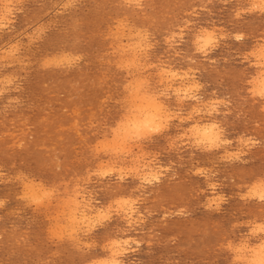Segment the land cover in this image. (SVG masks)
Listing matches in <instances>:
<instances>
[{
  "label": "rangeland",
  "instance_id": "rangeland-1",
  "mask_svg": "<svg viewBox=\"0 0 264 264\" xmlns=\"http://www.w3.org/2000/svg\"><path fill=\"white\" fill-rule=\"evenodd\" d=\"M7 1L0 0V264H101L110 258L113 242L123 239L118 264H255L264 250V232H258L264 225L259 186L264 182V98L256 94L264 73L259 0ZM173 87L185 92L174 95ZM149 96L166 105L161 125L144 131L149 135L130 132L127 121ZM204 124L214 126L216 142H204L194 132L195 125ZM77 207L91 217L80 219Z\"/></svg>",
  "mask_w": 264,
  "mask_h": 264
},
{
  "label": "bare ground",
  "instance_id": "bare-ground-1",
  "mask_svg": "<svg viewBox=\"0 0 264 264\" xmlns=\"http://www.w3.org/2000/svg\"><path fill=\"white\" fill-rule=\"evenodd\" d=\"M1 1H2V0H1ZM6 1H7V0H6ZM15 1H16V0H15ZM141 1H143V0H141ZM254 1H255V0H254ZM7 2H8V1H7ZM7 2H6V3H7ZM9 2H10V1H9ZM19 2H20V0H19ZM63 2H64V1H63ZM128 2H129V1H128ZM257 2H259V1H257ZM6 3H5V4H6ZM64 3H65V2H64ZM69 3H70V2H69ZM223 3H224V2H223ZM225 3H226V2H225ZM2 4H3V2H2ZM8 4H11V3H8ZM65 4H66V3H65ZM141 4H142V3H141ZM253 4H255V3H253ZM11 5H12V4H11ZM13 5H14V4H13ZM61 5H62V4H61ZM66 5H67V4H66ZM250 5H251V4H250ZM7 6H8V5H7ZM69 6H70V4H69ZM255 6H256V4H255ZM0 7H1V6H0ZM5 7H6V6H5ZM7 8H8V7H7ZM9 8H10V6H9ZM58 8H59V7H58ZM62 8H64V6H63ZM66 8H67V7H66ZM66 8H64V9H66ZM200 8H201V7H200ZM239 8H240V7H239ZM255 8H256V7H255ZM12 9H13V8H12ZM56 10H57V9H56ZM194 10H196V9H194ZM209 10H210V9H209ZM247 10H249V9H247ZM247 10H246V11H247ZM252 10H253V7H252ZM259 10H260V9H259ZM7 11H8V10H7ZM9 11H10V10H9ZM249 11H250V10H249ZM0 12H1V11H0ZM191 12H192V11H191ZM244 12H245V11H244ZM251 12H252V11H251ZM8 13H9V12H8ZM189 13H190V12H189ZM189 13H188V14H189ZM1 14H2V13H1ZM3 14H4V13H3ZM53 14H55V13H53ZM211 14H212V13H211ZM238 15H239V14H238ZM2 16H4V15H2ZM5 16H6V15H5ZM7 16H8V15H7ZM194 16H195V15H194ZM198 16H200V15H198ZM240 16H241V15H240ZM241 17H242V16H241ZM3 18H4V17H3ZM5 18H6V17H5ZM1 19H2V18H1ZM11 20H12V19H11ZM0 21H1V20H0ZM2 21H3V20H2ZM2 21H1V22H2ZM3 22H4V21H3ZM8 22H9V21H8ZM11 22H12V21H11ZM14 22H15V21H14ZM189 22H190V21H189ZM187 23H188V22H187ZM208 23H209V22H208ZM120 24H121V23H120ZM1 25H3V24H1ZM38 25H39V24H38ZM121 25H122V24H121ZM128 25H129V24H128ZM191 25H192V24H191ZM6 26H8V25H6ZM6 26H5V28H6ZM41 26H42V25H41ZM1 27H2V26H1ZM3 27H4V25H3ZM40 28H41V27H40ZM118 28H120V26H118ZM122 28H123V26H122ZM183 28H184V27H183ZM201 28H202V27H201ZM218 28H219V27H218ZM127 29H128V28H127ZM179 29H181V28H179ZM187 29H188V28H187ZM216 29H217V28H216ZM216 29H215V30H216ZM222 29H223V28H222ZM38 30H39V29H38ZM40 30H41V29H40ZM125 30H126V29H125ZM125 30H124V31H125ZM225 30H226V29H225ZM117 31H118V30H117ZM129 31H130V30H129ZM181 31H182V29H181ZM198 31H200V30H198ZM211 31H212V30H210V31H208V32H211ZM213 31H214V30H213ZM27 32H28V31H27ZM33 32H34V31H33ZM40 32H41V31H40ZM42 32H43V31H42ZM120 32H121V31H120ZM138 32H139V31H138ZM35 33H36V32H35ZM43 33H44V32H43ZM117 33H118V32H117ZM124 33H125V32H124ZM131 33H132V32H131ZM139 33H140V32H139ZM139 33H138V34H139ZM212 33H213V32H212ZM212 33H211V34H212ZM260 33H262V32H260ZM26 34H27V33H26ZM33 34H34V33H33ZM115 34H116V33H115ZM115 34H114V35H115ZM147 34H148V33H147ZM176 34H177V33H176ZM176 34H175V35H176ZM178 34H179V33H178ZM183 34H184V33H183ZM213 34H214V33H213ZM213 34H212V35H213ZM215 34H216V33H215ZM40 35H41V34H40ZM125 35H126V34H125ZM208 35H210V34H208ZM212 35H211V36H212ZM226 35H227V34H226ZM21 36H22V35H21ZM29 36H30V35H29ZM38 36H39V35H38ZM172 36H173V35H172ZM178 36H179V35H178ZM205 36H207V35H206V33L204 32V34H202V37L205 38ZM237 36H238V35H237ZM33 37H34V36H33ZM136 37H137V36H136ZM136 37H135V38H136ZM139 37H141V36H139ZM176 37H177V36H176ZM197 37H198V34H197ZM199 37H200V36H199ZM207 37H208V36H207ZM213 37H214V36H213ZM235 37H236V36H235ZM239 37H241V36H239ZM247 37H248V36H247ZM145 38H148V37L145 36ZM174 38H175V37H174ZM180 38H181V37H180ZM208 38H209V37H208ZM220 38H221V36H220ZM236 38H237V37H236ZM241 38H242V37H241ZM241 38H238V39H241ZM31 39H32V38H31ZM35 39H36V38H35ZM107 39H108V38H107ZM117 39H118V38H117ZM126 39H127V38H126ZM143 39H144V38H143ZM196 39H197V38H196ZM201 39H203V38H201ZM206 39H207V38H205V40H206ZM210 39H211V38H210ZM216 39H217V37H216ZM224 39L226 40V38H224ZM144 40H145V39H144ZM146 40H147V39H146ZM169 40H170V39H169ZM198 40H199V38H198ZM205 40H204V41H205ZM208 40H209V39H208ZM213 40H214V39H213ZM213 40H212V41H213ZM221 40H222V39H221ZM235 40H236V39H235ZM33 41H34V40H33ZM140 41H141V40H140ZM142 41H143V40H142ZM142 41H141V43H142ZM148 41H149V40H148ZM172 41H173V40H172ZM181 41H182V40H181ZM200 41H202V40H199V42H200ZM210 41H211V40H210ZM212 41H211V42H212ZM135 42H136V41H135ZM157 42H158V41H157ZM168 42H169V41H168ZM168 42H167V43H168ZM195 42H196V40H195ZM197 42H198V41H197ZM205 42L208 43L209 41H205ZM211 42H209V43H211ZM215 42H216V41H215ZM263 42H264V40H263ZM11 43H12V42H11ZM132 43H133V42H132ZM136 43H137V42H136ZM139 43H140V42H139ZM126 44H127V43H126ZM126 44H125V45H126ZM192 44H193V43H192ZM195 44H196V43H195ZM203 44H204V43H203ZM203 44H202V45H203ZM11 45H12V44H11ZM15 45H16V44H15ZM15 45H14V46H15ZM120 45H123V44H120ZM133 45H134V44H133ZM142 45H143V43H142ZM149 45H150V44H149ZM152 45H154V44H152ZM166 45H167V44H166ZM197 45H198V44H197ZM200 45H201V43H200ZM205 45H206V44H205ZM211 45H212V44H211ZM255 45H256V44H255ZM263 45H264V44H263ZM7 46H8V45H7ZM126 46H128V45H126ZM146 46H147V45H146ZM146 46H145V47H146ZM207 46H209V45H207ZM216 46H217V45H216ZM258 46H259V45H258ZM258 46H257V48H258ZM260 46H261V45H260ZM128 47H130V46H128ZM131 47H132V44H131ZM133 47H134V46H133ZM137 47H138V45H137ZM137 47H136V48H137ZM141 47H142V46H141ZM148 47H149V46H148ZM210 47H211V46H210ZM213 47H214V46H213ZM24 48H25V47H24ZM119 48H120V47H119ZM151 48H153V47H151ZM151 48H150V49H151ZM170 48H172V47H170ZM205 48H206V47H205ZM215 48H216V47H215ZM261 48H262V47H261ZM17 49H18V48H17ZM122 49H123V47H122ZM124 49H125V47H124ZM124 49H123V50H124ZM139 49H140V48H139ZM142 49H143V48H142ZM147 49H148V48H147ZM150 49H149V50H150ZM198 49H199V48H198ZM212 49H213V48H212ZM1 50H2V49H1ZM9 50H10V49H9ZM14 50H16V49L14 48ZM125 50H126V49H125ZM129 50H130V48H129ZM254 50H257V49H254ZM260 50H261V49H260ZM3 51H4V50H3ZM3 51H2V52H3ZM5 51H6V50H5ZM5 51H4V52H5ZM18 51H19V50H18ZM126 51H127V50H126ZM203 51H204V49H203ZM14 52H16V51H14ZM14 52L11 53V54H12V55L15 54ZM19 52H20V51H19ZM128 52H129V51H128ZM134 52H135V50H134ZM146 52H147V51L145 50V54H146ZM198 52H201V51H198ZM210 52H211V51H210ZM257 52H258V50H257ZM6 53H7V52H6ZM113 53H114V52H113ZM124 53H125V55H126V52H124ZM143 53H144V51H143ZM208 53H209V52H208ZM258 53H259V52H258ZM3 54H4V53H3ZM9 54H10V53H9ZM9 54H6V55L8 56ZM67 54H68V53H67ZM134 54H135V53H134ZM206 54H207V52H206ZM246 54H247V53H246ZM261 54H262V52H261ZM12 55H11L10 57H12ZM121 55H124V54H121ZM127 55H128V54H127ZM138 55H139V54H138ZM140 55H142V54H140ZM177 55H178V54H177ZM248 55H249V54H248ZM259 55H260V54H259ZM65 56H66V55H65ZM135 56H136V55H135ZM147 56H148V54H147ZM77 57H78V56H77ZM80 57H81V56H80ZM141 57H143V56H141ZM245 57H246V56H245ZM247 57H248V56H247ZM250 57H251V56H250ZM253 57H256V56L253 55ZM261 58H262V57H261ZM3 59H4V57H3ZM6 59H8V58H6ZM9 59H10V58H9ZM15 59H16V58H15ZM17 59H18V58H17ZM19 59H20V58H19ZM64 59H66V58H64ZM79 59H80V58H79ZM123 59H124V58H123ZM135 59H136V58H135ZM143 59H144V58H143ZM143 59H142V60H143ZM147 59H148V58H147ZM257 59H258V58H257ZM257 59H256V60H257ZM259 59H260V58H259ZM263 59H264V58H263ZM56 60H57V59H56ZM62 60H63V59H61L59 62H61ZM67 60H68V59H67ZM67 60H66V61H67ZM72 60H73V59H72ZM130 60H131V59H130ZM130 60L127 59V61H130ZM133 60H134V59H133ZM133 60H132V61H133ZM136 60H137V59H136ZM166 60H167V59H166ZM246 60H247V58H246ZM254 60H255V59H254ZM12 61H13V59H12ZM48 61H49V60H48ZM73 61H74V60H73ZM122 61H124V60H122ZM145 61H146V60H145ZM248 61H249V59H248ZM75 62H76V61H75ZM75 62H73V63H75ZM109 62H110V61H109ZM139 62H141V61H139ZM20 63H21V62H20ZM52 63H53V62H52ZM61 63H62V62H61ZM68 63H69V62H68ZM70 63H71V62H70ZM78 63H79V62H78ZM145 63H146V62H145ZM145 63H144V64H145ZM150 63H151V62H150ZM257 63H258V62H257ZM262 63H263V62H262ZM27 64H28V63H27ZM27 64H26V65H27ZM55 64H56V63H55ZM57 64H59V63H57ZM62 64H63V63H62ZM110 64H111V63H110ZM123 64H124V63H123ZM123 64H122V65H123ZM126 64H128V63L126 62ZM153 64H154V63H153ZM255 64H256V63H255ZM258 64H259V63H258ZM260 64H261V61H260ZM260 64H259V65H260ZM49 65H50V64H49ZM67 65H68V64H67ZM133 65H134V64H133ZM146 65H147V64H146ZM12 66H13V65H12ZM70 66H71V65H70ZM130 66H131V65H130ZM136 66H137V65H136ZM168 66H169V65H168ZM260 66L262 67V65H260ZM4 67H5V66H4ZM68 67H69V66H68ZM120 67L122 68V66H120ZM123 67H124V66H123ZM142 67H143V65H142ZM144 67H145V66H144ZM147 67H148V66H147ZM166 67H167V66H166ZM170 67H171V66H170ZM132 68H133V67H132ZM138 68H140V66H139ZM150 68H151V67H150ZM159 68H160V67H159ZM122 69L125 70V68H122ZM130 69H131V68H130ZM141 69H144V68H141ZM151 69H152V68H151ZM157 69H158V68H157ZM161 69H162V67H161ZM131 70H132V69H131ZM133 70H135V69L133 68ZM171 70H172V69H171ZM126 71H127V70H126ZM128 71H129V69H128ZM128 71H127V72H128ZM136 71H138V70H136ZM139 71H143V70H139ZM159 71H160V70H159ZM164 71H165V70H164ZM166 71H167V70H166ZM175 71H176V70H175ZM186 71H187V70H186ZM181 72H182V71H181ZM133 73H134V72H133ZM141 73H142V72H141ZM159 73H160V72H159ZM168 73H171V72H168ZM183 73H184V72H183ZM191 73H192V72H191ZM194 73H195V72H194ZM262 73H263V72H262ZM130 74H131V73H130ZM136 74H137V73H136ZM136 74H135V75H136ZM155 74H156V73H155ZM164 74H165V73H164ZM173 74H174V73H172L171 75H173ZM178 74H179V73H178ZM178 74H177V75H178ZM258 74H259V73H258ZM133 75H134V74H133ZM135 75H134V76H135ZM150 75H151V72H150ZM166 75H170V74H166ZM177 75H176V76H177ZM260 75H261V74H260ZM128 76H129V75H128ZM147 76H148V75H147ZM158 76H159V75H158ZM180 76H181V74H180ZM180 76H179V77H180ZM195 76H196V75H195ZM7 77H8V76H7ZM17 77H18V76H17ZM154 77H155V76H154ZM164 77H165V75L163 76V78H164ZM173 77H174V75H173ZM179 77H178V79H179ZM190 77H192V76H190ZM256 77H257V76H256ZM8 78H9V77H8ZM141 78H142V77H141ZM161 78H162V77H160V79H161ZM170 78H171V76H170ZM174 78H175V77H174ZM182 78H183V77H182ZM184 78H185V77H184ZM186 78H188V77H186ZM3 79H4V78H3ZM3 79H2V80H3ZM5 79H6V78H5ZM5 79H4V80H5ZM15 79H16V78H15ZM133 79H134V78H133ZM135 79H136V77H135ZM145 79H146V78H145ZM176 79H177V78H176ZM193 79H194V78H192V80H193ZM0 80H1V79H0ZM143 80H144V78H143ZM143 80H141V81L143 82ZM164 80H165V79H164ZM169 80H170V79H169ZM169 80H167V81H169ZM171 80H172V79H171ZM256 80H257V79H256ZM5 81H6V80H5ZM7 81H8V80H7ZM7 81H6V82H7ZM12 81H13V80H12ZM15 81H16V80H15ZM128 81H129V80H128ZM135 81H136V80H135ZM157 81H158V80H156V82H157ZM174 81H176V80H174ZM174 81H173V82H174ZM251 81H253V80H251ZM254 81H255V80H254ZM13 82H14V81H13ZM147 82H148V81H147ZM160 82H161V81H160ZM169 82H170V81H169ZM169 82H168V83H169ZM184 82H185V81H184ZM190 82H191V81H190ZM196 82H197V81H196ZM129 83H132V82H129ZM129 83H128L127 85H129ZM138 83H139V82H138ZM138 83H136V84H138ZM148 83H149V82H148ZM148 83H146V85H147ZM178 83H179V82H178ZM181 83H182V82H181ZM188 83H189V82H188ZM193 83H194V82H193ZM248 83H249V82H248ZM3 84H4V83H3ZM7 84H8V83H7ZM13 84H14V83H13ZM140 84H141V83H140ZM142 84H143V83H142ZM160 84H161V83H160ZM171 84H172V83H171ZM252 84H253V83H252ZM252 84H251V85H252ZM258 84H259V83H258ZM131 85L133 86L134 84H131ZM164 85H165V84H164ZM166 85H167V84H166ZM180 85H181V84H180ZM191 85H192V82H191ZM256 85H257V83H256ZM9 86H10V85H9ZM136 86H138V85H136ZM140 86H141V85H139L138 88H140ZM149 86H150V85H149ZM149 86H148V87H149ZM170 86H171V85H170ZM186 86H187V85H186ZM252 86H253V85H252ZM257 86H258V85H257ZM259 86H260V85H259ZM3 87H4V86H3ZM146 87H147V86H146ZM164 87H165V86H164ZM191 87H194V90H195V86H191ZM191 87H188V89L191 88ZM196 87H197V84H196ZM126 88H127V87H126ZM132 88H134V86H133ZM136 88H137V87H136ZM138 88H137V89H138ZM142 88H143V87H142ZM142 88H140V89H142ZM150 88H151V87H150ZM165 88H166V87H165ZM165 88H164V90H165ZM167 88H168V87H167ZM167 88H166V89H167ZM171 88H172V87H171ZM173 88H174V87H173ZM176 88H177V87H176ZM198 88H199V87H198ZM9 89H10V88H9ZM9 89H8V90H9ZM127 89H129V88H127ZM143 89H144V88H143ZM174 89H175V88H174ZM188 89H187V90H188ZM200 89H201V88H200ZM256 89H257V88H256ZM2 90H3V89H2ZM132 90H134V89H132ZM145 90H146V89H145ZM147 90H148V89H147ZM194 90H193V91H194ZM204 90H205V89H204ZM250 90H251V89H249V91H250ZM17 91H18V90H17ZM141 91H142V90H141ZM168 91H170V89H168ZM182 91L185 92V90H183V89H181L180 87H178L177 89L174 90V92H173L172 94H174V93L176 94V93H178V92H182ZM196 91H197V90H196ZM247 91H248V90H247ZM253 91H255V89H253ZM256 91H258V90H256ZM1 92H3V91H1ZM4 92H5V91H4ZM126 92H127V91H126ZM142 92H143V91H142ZM155 92H157V91H155ZM161 92H162V91H161ZM194 92H195V91H194ZM251 92H252V90H251ZM134 93H135V91H134ZM137 93H138V91H137ZM164 93H165V92H164ZM166 93H167V91H166ZM189 93H191V91H190ZM198 93H199V92H198ZM254 93H255V92H254ZM130 94H131V93H130ZM150 94H151V93H150ZM153 94H154V92H153ZM175 94H174V95H175ZM185 94H187V93H185ZM185 94H184V95H185ZM2 95H3V93H2ZM144 95H145V94H144ZM146 95H147V94H146ZM148 95H149V94H148ZM151 95H152V94H151ZM155 95H156V94H155ZM155 95H154V96H155ZM157 95H158V94H157ZM161 95H163V94H161ZM161 95H159V96L161 97ZM177 95H178V94H177ZM187 95H188V94H187ZM193 95H194V94H193ZM252 95H254V94H252ZM135 96H136V95H135ZM135 96H134V97H135ZM138 96H139V95H138ZM138 96H137V97H138ZM189 96H190V95H189ZM257 96H258V95H257ZM139 97H143V96H139ZM145 97H146V96H145ZM162 97H163V96H162ZM168 97H169V96H168ZM179 97H180V96H179ZM128 98H129V97H128ZM131 98H132V97H131ZM177 98H178V97H177ZM263 98H264V97H263ZM134 99H135V98H134ZM136 99L139 100V98H136ZM142 99H143V98H142ZM180 99H181V98H180ZM183 99H184V98H183ZM194 99H195V98H194ZM140 100H141V99H140ZM187 100H188V99H187ZM192 100H193V99H192ZM221 100H222V99H221ZM13 101H14V99H13ZM16 101H17V100H16ZM16 101H15V102H16ZM104 101H105V100H104ZM134 101H136V100H134ZM160 101H161V100H160ZM200 101H201V100H200ZM208 101H209V100H208ZM218 101H219V100H218ZM223 101H224V100H223ZM142 102H143V104H141L140 107H136V109H137V111L135 110V111H136V114H135L134 116H132L131 119L129 118V121H127V122H129V123H127V124H128V125H127L128 128H126V129H127V130L129 129L130 132H135V133H137V134L140 133V132H143V133H144V131H147V130L151 131L152 129L157 128L158 124H160V121L162 120V117L164 116V115L162 116V114H164V112H165V111L162 110V106H163V105H161L162 103L160 104L159 102H157V101H156V98H154V99H150V96H149V99H148V100H146L145 102L142 100ZM162 102H163V101H162ZM180 102H181V101H180ZM209 102H211V101H209ZM215 102H217V101L215 100ZM221 103H222V102H221ZM229 103H230V102H229ZM133 104H134V103H133ZM136 104H137V103H136ZM182 104H183V103H182ZM253 104H254V103H253ZM134 105H135V104H134ZM137 105H138V104H137ZM139 105H140V104H139ZM139 105H138V106H139ZM164 105H165V104H164ZM197 105H198V104H197ZM218 105H219V103H218ZM224 105H225V104H224ZM165 106H166V105H165ZM165 106H163V107H165ZM205 106H206V105H205ZM134 107H135V106H134ZM193 107H194V106H193ZM209 107H210V106H209ZM166 108H167V107H166ZM216 108H217V107H216ZM163 109H164V108H163ZM168 109H169V108H168ZM168 109H167V110H168ZM209 109H210V108H209ZM263 109H264V108H263ZM196 110H197V109H196ZM196 110H195L194 112H198V111H196ZM200 110H201V108H200ZM211 110H212V109H211ZM128 111H129V110H128ZM128 111H127V112H128ZM132 111H133V110H132ZM169 111H170V110H169ZM166 112H168V111H166ZM191 112H192V111H191ZM205 112H206V111H205ZM207 112H208V111H207ZM128 113H129V112H128ZM170 113H171V112H170ZM170 113H169V114H170ZM176 113H177V111H176ZM179 113H180V112H179ZM203 113H204V111H203ZM214 113H215V112H214ZM219 113H220V112H219ZM223 113H224V112H223ZM226 113H227V112H226ZM173 114H174V112H173ZM180 114H181V113H180ZM193 114H194V113H193ZM166 115H167V114H166ZM174 115H176V114H174ZM212 115H213V114H212ZM123 116H124V115H123ZM167 116H168V115H167ZM170 116H172V115H170ZM170 116H169V117H170ZM177 116H178V115H177ZM204 116H205V115H204ZM182 117H183V116H182ZM125 118H126V117H125ZM167 118H168V117H167ZM167 118L164 119L165 122L169 120V118H168V120H167ZM189 118H190V117H189ZM191 118H192V117H191ZM171 119H172V118H171ZM171 119H170V121H171ZM174 119H175V118H174ZM186 119H187V118H186ZM189 120H190V119H189ZM184 121H185V120H184ZM195 121H196V120H195ZM162 122H163V121H162ZM162 122H161V123H162ZM179 122H180V121H179ZM201 122H202V121H201ZM123 123H124V122H123ZM118 124H121V123H118ZM124 124H125V123H124ZM165 124H166V123H165ZM195 124H196V122H195ZM211 124H212V123H211ZM125 125H126V124H125ZM125 125H124V126H125ZM160 125H161V124H160ZM160 125H159V129H160V127H161ZM167 125H168V122H167ZM171 125H172V124H171ZM178 125H179V124H178ZM257 125H258V124H257ZM119 126H120V125H119ZM216 126H217V125H216ZM258 126H259V125H258ZM164 127H165V126L162 125V128H164ZM190 127H191V126H190ZM194 127H195V128L193 129L194 132L197 134V136L200 135L201 138H202L203 140H205L204 142H207V143H214V141L218 138L217 133L213 130V129H214V128H213L214 126L211 127V125H206V124H204V125H195ZM123 128H124V127H123ZM123 128H122V129H123ZM165 128H166V127H165ZM176 128H177V127H176ZM116 129H117V128H116ZM119 129H120V128H119ZM126 129H125V132H126ZM159 129H156V130L159 131ZM166 129H167V128H166ZM180 129H181V128H180ZM188 129H190V128H188ZM113 130H114V129H113ZM162 130H163V129H162ZM219 130H220V128H219ZM76 131H77V129H76ZM116 131H117V130H116ZM116 131H115V132H116ZM118 131H119V130H118ZM158 131H157V132H158ZM78 132H79V131H78ZM113 132H114V131H113ZM115 132H114V133H115ZM119 132H121V131H119ZM130 132H128V133L130 134ZM155 132H156V131H155ZM194 132H193V134H194ZM217 132H218V131H217ZM220 132H221V131H220ZM121 133H122V132H121ZM123 133H124V132H123ZM128 133H127V134H128ZM143 133H141V134H143ZM147 133H148V132H147ZM147 133L145 132L144 134H147ZM152 133L154 134V132H152ZM189 133H191V132H189ZM7 134H8V133H7ZM7 134H6V135H7ZM119 134H120V133H119ZM133 134H134V133H133ZM137 134H135V135H137ZM141 134H140V135H141ZM149 134H150V132L148 133V135H149ZM115 135H116V134H115ZM123 135H124V134H123ZM125 135H126V134H125ZM148 135H147V136H148ZM155 135H156V134H155ZM79 136H80V135H79ZM138 136H139V135H137V137H138ZM178 136H179V135H178ZM178 136H177V137H178ZM181 136H182V134H181ZM220 136H222V135H220ZM115 137H116V136H115ZM117 137H119V136H117ZM121 137H122V136H121ZM126 137H127V135H126ZM141 137H144V138H145L146 136H145V135H144V136L142 135ZM183 137H184V136H183ZM189 137H190V136H189ZM198 137H199V136H198ZM127 138H128V137H127ZM127 138H126V139H127ZM139 138H140V136H139ZM139 138H138V139H139ZM146 138H147V137H146ZM190 138H191V137H190ZM193 138H194V135H193ZM220 138H221V137H220ZM81 139H82V138H81ZM112 139H113V138H112ZM112 139H111V140H112ZM117 139H118V138H117ZM119 139H122V138H119ZM126 139H125V137H124V140H126ZM128 139H129V138H128ZM140 139H141V138H140ZM187 139H188V138H187ZM195 139H197V138H195ZM242 139H243V138H242ZM255 139H256V138H255ZM104 140H105V139H104ZM104 140L102 141V143L104 142ZM111 140H109V142H111ZM130 140L132 141L131 138H130ZM146 140H147V139H146ZM176 140H177V139H176ZM238 140H239V139H238ZM240 140H241V139H240ZM112 141H114V140H112ZM117 141H118V140H117ZM133 141L135 142V140H133ZM133 141H132V142H133ZM229 141H230V140H229ZM232 141H233V140H232ZM114 142H115V141H114ZM114 142H112V143H114ZM121 142H123V141H121ZM142 142H143V141H142ZM173 142H174V141H173ZM173 142H172V143H173ZM200 142H202V141L200 140L199 143H200ZM215 142H216V141H215ZM248 142H249V141H248ZM253 142H254V141H253ZM116 143H117V142H116ZM118 143H119V142H118ZM126 143H127V142H126ZM128 143H129V142H128ZM174 143H175V142H174ZM186 143H187V142H186ZM192 143H194V142H192ZM197 143H198V141L196 142V144H197ZM207 143H205V144H207ZM222 143H223V142H222ZM226 143H228V141H226ZM226 143H225V144H226ZM230 143H231V142H230ZM255 143H256V142H255ZM100 144H101V142H100ZM109 144H110V143H109ZM121 144H122V143H121ZM123 144H124V143H123ZM129 144H130V143H129ZM223 144H224V143H223ZM13 145H14V144H13ZM21 145H22V144H21ZM21 145H20V146H21ZM118 145L120 146V143H119ZM133 145H134V144H133ZM139 145H140V144H139ZM142 145H143V144H142ZM142 145H141V146H142ZM184 145H186V144H184ZM200 145H201V144H200ZM99 146H102V145H99ZM106 146H108V145L106 144ZM106 146L103 145V147H106ZM109 146H111V144H110ZM109 146L106 148L107 150H108ZM112 146H114V144H113ZM116 146H117V144H116ZM119 146H117V147H119ZM130 146H131V145H130ZM130 146H129V147H130ZM136 146L138 147V145H136ZM201 146H203V145H201ZM206 146H207V145H206ZM211 146H212V145H211ZM214 146H215V145H214ZM245 146H248V145H245ZM252 146H254V145H252ZM114 147H115V146H114ZM216 147H217V146H216ZM227 147H228V146H227ZM96 148H97V145H96ZM122 148H123V147H121L120 149H122ZM124 148H125V146H124ZM131 148H132V146H131ZM191 148H192V147H191ZM205 148H206V147H205ZM240 148H241V147H240ZM247 148H248V147H247ZM103 149H104V148H101L102 152H103ZM112 149H113V148H112ZM112 149H111V150H112ZM125 149H126V148H125ZM125 149H124V150H125ZM202 149H203V148H202ZM214 149H215V148H214ZM220 149H221V148H220ZM113 150H114V149H113ZM116 150H117V148H116ZM116 150H115L113 153H118V152H116ZM126 150H128V149H126ZM131 150H132V149H130V150H128V151H131ZM133 150H134V149H133ZM142 150H143V149H142ZM191 150H192V149H191ZM242 150H243V149H242ZM97 151H98V150H97ZM97 151H96V152H97ZM104 151H105V149H104ZM203 151H204V150H203ZM237 151H238V150H237ZM123 152H125V151H123ZM145 152H147V151H145ZM230 152H231V151H230ZM130 153H131V152H129V154H130ZM134 153H135V152H134ZM237 153H238V152H237ZM239 153H240V152H239ZM239 153H238V154H239ZM244 153H245V152H244ZM97 154H98V153H97ZM107 154H108V153H107ZM127 154H128V153H127ZM127 154H126V155H127ZM131 154H132V153H131ZM136 154H137V153H136ZM145 154H146V153H145ZM158 154H160V153H158ZM117 155H118V154H117ZM121 155H123L122 152H121ZM140 155L143 156L142 153H141ZM147 155H148V153H147ZM149 155H150V154H149ZM149 155L147 156L148 158H149ZM226 155H227V154H226ZM229 155H230V154H228V156H229ZM118 156H119V155H118ZM124 156H125V155H124ZM133 156H134V155H133ZM153 156H154V155H153ZM233 156H234V155H233ZM241 156H242V154H241ZM120 157H121V156H120ZM137 157H138V156H137ZM145 157H146V155H145ZM147 157H146V158H147ZM229 158H231V157H229ZM125 159L127 160V158H125ZM137 159H139V158H137ZM137 159H136V161H137ZM221 159H222V158H221ZM115 160H116V159H115ZM121 160H123V159L121 158ZM133 160H134V159H133ZM139 160H140V159H139ZM141 160H142V159H141ZM143 160H144V158H143ZM153 160H154V158H153ZM153 160H151V161H153ZM155 160H156V159H155ZM223 160H224V159H223ZM235 160H236V159H235ZM239 160H240V159H239ZM246 160H247V159H246ZM107 161H108V160H107ZM107 161H106V162H107ZM111 161H113V160L111 159ZM225 161H226V158H225ZM227 161H228V160H227ZM130 162H131V160H130ZM144 162H145V160H144ZM146 162H147V160H146ZM146 162H145V163H146ZM149 162H150V161H148V164H149ZM99 163H100V162H99ZM108 163H109V162H108ZM122 163H123V162H122ZM138 163H139V162H138ZM152 163H153V162H152ZM160 163H161V162H160ZM102 164H103V163H101V165H102ZM106 164H107V163H106ZM111 164H112V163H111ZM115 164H116V162H115ZM115 164H114V165H115ZM154 164H155V163H154ZM108 165H109V164H108ZM138 165H139V164H138ZM143 165H144V164H143ZM174 165H175V164H174ZM102 166H103V165H102ZM105 166H107V165H105ZM118 166H120V165H118ZM126 166H127V165H126ZM130 166H131V163H130ZM147 166H148V165H147ZM179 166H180V165H179ZM103 167H104V166H103ZM110 167H111V166H110ZM113 167H115V166H113ZM121 167H122V166H121ZM157 167H158V166H157ZM116 168H117V167H116ZM116 168H115V169H116ZM138 168H139V167H138ZM148 168H149V167H148ZM58 169H59V167H58ZM106 169H107V167H106ZM106 169H104V170H106ZM113 169H114V168H113ZM113 169H112V170H113ZM135 169H136V168H135ZM143 169H145V166H144ZM143 169H141V171H142ZM152 169H153V168H152ZM159 169H160V168H159ZM167 169H168V168H167ZM89 170H90V169H89ZM97 170H98V169H97ZM104 170H103V171H104ZM109 170H110V169H109ZM112 170H110V171L112 172ZM121 170H122V169H121ZM128 170H131V172H134V169H128ZM132 170H133V171H132ZM138 170H139V169H138ZM147 170H148V169H147ZM149 170H150V169H149ZM197 170H198V169H197ZM106 171H108V170H106ZM110 171H108V172H110ZM115 171H116V170H115ZM122 171H123V170H122ZM143 171H144V170H143ZM150 171H151V170H150ZM155 171H156V170H155ZM205 171H206V170H205ZM211 171H212V170H211ZM98 172H99V171H98ZM98 172H97V173H98ZM118 172H119V171H118ZM123 172H124V171H123ZM127 172H129V171H127ZM144 172H145V171H144ZM200 172H201V170L199 171V174H200ZM87 173H88V172H87ZM94 173H95V171H94ZM97 173H96V174H97ZM100 173H101V172H100ZM104 173H105V172H104ZM135 173H136V172H135ZM152 173H153V171H152ZM202 173H203V170H202ZM105 174H107V173H105ZM108 174H109V173H108ZM113 174H114V173H113ZM130 174H131V173H130ZM154 174H156V173L154 172ZM193 174H194V173H193ZM197 174H198V173H197ZM209 174H210V173H209ZM25 175H26V174H25ZM89 175H90V174H89ZM94 175H95V174H94ZM101 175H102V174H101ZM126 175H128V174L126 173ZM141 175H142V174H141ZM163 175H164V174H163ZM163 175H162V176H163ZM195 175H196V174H195ZM102 176H103V175H102ZM108 176H109V175H108ZM113 176H114V175H113ZM130 176H131V175H130ZM158 176H159V175H158ZM160 176H161V175H160ZM207 176H209V175L207 174ZM18 177H19V176H18ZM23 177H24V176H23ZM26 177H27V176H26ZM100 177H101V176H100ZM103 177H104V176H103ZM111 177H112V176H111ZM132 177H133V176H132ZM146 177H147V176H146ZM78 178H79V177H78ZM105 178H106V177H105ZM126 178H127V176H126ZM134 178H135V177H134ZM139 178H140V177H139ZM143 178H144V175H143ZM153 178H154V177H153ZM17 179H18V178H17ZM19 179H20V178H19ZM19 179H18V180H19ZM88 179H89V177H88ZM120 179H121V178H120ZM141 179H142V178H141ZM141 179H140V180H141ZM208 179H209V178H208ZM151 180H152V179H151ZM155 180L157 181V179H155ZM209 180H210V179H209ZM2 181H4V180H2ZM11 181H12V180H11ZM15 181H16V180H15ZM80 181H81V180H80ZM88 181H89V180H88ZM121 181H122V180H121ZM144 181H145V180H144ZM233 181H234V180H233ZM262 181H263V180H262ZM23 182H24V179H23ZM89 182H90V181H89ZM95 182H96V181H95ZM147 182H148V180H147ZM147 182H146V183H147ZM149 182H151V181H149ZM158 182H159V181H158ZM0 183H2V182H0ZM33 183H34V181L32 182V184H33ZM40 183H41V182H40ZM144 183H145V182H144ZM213 183H214V182H213ZM26 184H27V183H26ZM26 184H25V185H26ZM32 184H31V186H32ZM41 184H42V183H41ZM76 184H77V183H76ZM150 184H151V183H150ZM254 184H255V183H254ZM259 184H260V183H259ZM25 185H24V186H25ZM28 185H29V184H27V186H28ZM212 185H213V184H212ZM33 186H35V185H33ZM33 186H32V187H33ZM40 186H41V185H40ZM42 186H43V185H42ZM57 186H58V185H57ZM79 186H80V185H79ZM208 186H209V185H208ZM248 186H249V184H248ZM255 186H256V185H255ZM259 186H261V185H259ZM28 187H29V186H28ZM32 187H31V188H32ZM37 187H38V185H37ZM76 187H78V186H76ZM138 187H139V186H138ZM142 187H143V186H142ZM211 187H212V186H211ZM217 187H218V186H217ZM240 187H241V186H240ZM256 187H257V186H256ZM24 188H26V187H24ZM38 188H39V190H41L40 187H38ZM42 188H43V187H42ZM45 188H46V186H45ZM78 188H79V187H78ZM78 188H77V189H78ZM145 188H146V187H145ZM213 188H214V186H213ZM215 188H216V187H215ZM251 188H253V187H251ZM257 188H258V187H257ZM259 188H260V187H259ZM35 189H37V188H35ZM49 189H50V188H49ZM74 189H75V188H74ZM208 189H209V188H208ZM210 189H211V188H210ZM260 189H261V188H260ZM29 190H31V189H29ZM29 190H28V191H29ZM53 190H54V189H53ZM58 190H59V189H58ZM58 190H57V191H58ZM143 190H144V189H143ZM250 190H252V189H250ZM263 190H264V188H263ZM263 190H262V191H263ZM26 191H27V189H26ZM31 191H32V190H31ZM37 191H38V190H37ZM37 191H36V192H37ZM44 191H45V189H44ZM55 191H56V190H55ZM74 191H76V190H74ZM82 191H84V190H82ZM203 191H204V190H203ZM253 191H254V190H253ZM260 191H261V190H260ZM22 192H23V191H22ZM50 192H51V191H50ZM201 192H202V191H201ZM250 192H251V191H250ZM25 193H27V192H25ZM29 193H30V192H28V194H29ZM31 193H32V192H31ZM31 193H30V195H31ZM34 193H35V192H34ZM37 193H39V192H37ZM40 193H41V192H40ZM44 193H45V192H44ZM44 193H42V194H44ZM51 193H52V192H51ZM51 193H50V194H51ZM60 193H61V192H60ZM80 193H81V192H80ZM203 193H204V192H203ZM212 193H213V192H212ZM253 193H254L255 196L257 195L256 191L253 192ZM259 193H260V192H259ZM23 194H24V193H23ZM48 194H49V193L44 194V195H48ZM73 194H74V193H73ZM262 194H264V192H262ZM25 195H26V194H25ZM54 195H55V194H54ZM71 195H72V194H71ZM77 195H78V194H77ZM77 195H74V196H77ZM79 195H80V194H79ZM141 195H142V194H141ZM241 195H243V194H241ZM250 195H251V194H250ZM250 195H249V196H250ZM32 196H33L32 198L35 199L36 196H35V197H34V195H32ZM42 196H43V195H42ZM80 196H82V195H80ZM80 196H79V197H80ZM148 196H149V195H148ZM247 196H248V195H247ZM260 196H261V195H260ZM24 197H25V196H24ZM26 197H29V196H26ZM30 197H31V196H30ZM48 197H49V195H48ZM52 197H53V196H52ZM58 197H59V196H58ZM222 197H223V196H222ZM243 197H244V196H243ZM21 198H22V196H21ZM37 198H38V197H37ZM37 198H36V200H37ZM39 198H42V197H39ZM43 198H44V196H43ZM64 198H65V197H64ZM72 198H73V197H72ZM72 198H69V199H72ZM74 198H75V197H74ZM195 198H196V197H195ZM218 198H219V197H218ZM224 198H225V197H224ZM249 198H252V196L249 197ZM255 198H256V197H255ZM255 198H254V199H255ZM22 199H23V198H22ZM24 199H25V198H24ZM45 199H46V198H45ZM54 199H55V198H54ZM59 199H60V197H59ZM59 199H58V200H59ZM69 199H68V201H69ZM121 199H122V198H121ZM131 199H132V198H131ZM139 199H140V198H139ZM142 199H143V198H142ZM209 199H210V198H209ZM213 199H214V198H213ZM244 199H245V198H244ZM39 200H40V199H38V201H39ZM43 200H44V199H43ZM43 200H41V201H43ZM49 200H51L50 197H49ZM62 200H63V199H61V201H62ZM64 200H65V199H64ZM73 200L75 201V204H76V200H75V199H73ZM81 200H82V199H81ZM91 200H92V199H91ZM129 200H130V199H129ZM223 200H224V199H223ZM241 200H242V199H241ZM28 201H29V200H28ZM66 201H67V200H66ZM118 201H119V200H118ZM124 201H126V199H125ZM124 201H123V202H124ZM134 201H135V199H134ZM29 202H30V201H29ZM54 202H55V201H54ZM91 202H92V201H91ZM97 202H98V201H97ZM114 202H115V201H114ZM116 202H117V200H116ZM129 202H130V201H129ZM131 202H132V201H131ZM136 202H137V201H136ZM136 202H135V203H136ZM209 202H210V201H209ZM218 202H220V200H219ZM224 202H225V201H224ZM0 203H1V202H0ZM44 203H45V201H44ZM49 203H50V202H49ZM49 203H47V204H49ZM56 203H57V202H56ZM66 203H67V202H65L64 204H66ZM77 203H78V202H77ZM99 203H100V202H99ZM111 203H112V202H111ZM111 203H109V204H111ZM119 203H120V201H119ZM126 203H127V202H126ZM137 203H138V202H137ZM140 203H141V202H140ZM142 203H143V202H142ZM35 204H39V203L36 202ZM45 204H46V203H45ZM47 204H46V205H47ZM58 204H59V202H58ZM64 204H62V205H64ZM70 204H71V203H70ZM72 204H73V203H72ZM117 204H118V203H117ZM120 204H121V203H120ZM127 204H128V203H127ZM132 204H133V203H132ZM209 204H210V203H209ZM212 204H214V203H212ZM218 204H219V203H218ZM3 205H4V203H3ZM30 205H31V203H30ZM39 205H40V204H39ZM43 205H44V204H43ZM56 205H57V204H56ZM59 205H60V204H59ZM80 205H82V204L80 203ZM84 205H87V204H84ZM111 205H112V204H111ZM115 205H116V203H115ZM124 205H125V203H124ZM69 206H70V205H69ZM73 206H74V205H73ZM76 206H77V205H76ZM125 206H127V205H125ZM207 206H208V205H207ZM0 207H1V206H0ZM36 207H38V206H36ZM64 207H65V206H64ZM66 207H67V206H66ZM83 207H84V206H82V208H83ZM116 207H117V206H116ZM119 207H120V205H119ZM119 207H118V208H119ZM133 207H134V206H133ZM133 207H131V208H133ZM137 207H138V206H137ZM218 207H219V206H218ZM38 208H39V207H38ZM38 208H37V209H38ZM43 208H44V207H43ZM47 208H48V207H47ZM62 208H63V207H62ZM73 208H74V207H73ZM77 208H78V207H77ZM77 208H76V213H79V215H80V219H85V220H86L87 216L90 214L89 211H87L86 209L80 211L79 208H78V209H77ZM86 208H87V207H86ZM110 208H111V207H110ZM121 208H122V207H121ZM127 208H128V207H127ZM220 208H221V206H220ZM64 209H65V208H64ZM71 209H72V207H71ZM89 209H90V208H89ZM93 209H95V208H93ZM128 209H130V208H128ZM215 209L217 210L218 208H215ZM67 210H69V209H67ZM103 210H104V209H103ZM107 210H108V209H107ZM107 210H106V211H107ZM126 210H127V209H126ZM126 210H125V212L128 211V210H127V211H126ZM132 210H133V209H132ZM167 210H168V209H167ZM180 210H181V209H180ZM185 210H186V209H185ZM71 211H72V210H71ZM92 211H93V210H92ZM97 211H98V210H97ZM121 211H122V209H121ZM121 211H120V212H121ZM123 211H124V210H123ZM51 212H52V211H51ZM64 212H65V211H64ZM94 212H95V211H94ZM110 212H111V211H110ZM110 212H109V213H110ZM114 212H115V210H114ZM46 213H47V212H46ZM55 213H56V212H55ZM62 213H63V212L61 211V215H62ZM67 213H68V212H67ZM67 213H65V214H67ZM73 213H75V211H74ZM73 213H72V214H73ZM76 213H75V214H76ZM106 213H107V212H106ZM123 213H124V212H123ZM127 213H128V212H127ZM133 213H134V211H133ZM177 213H178V212H177ZM181 213H182V212H181ZM56 214H57V213H56ZM70 214H71V213H70ZM120 214H121V213H120ZM140 214H141V213H140ZM150 214H151V213H150ZM68 215H69V214H68ZM73 215H74V214H73ZM73 215H72V216H73ZM97 215H98V214H96V216H97ZM106 215H107V214H106ZM110 215H111V214H110ZM62 216H64V213H63ZM65 216H66V215H65ZM69 216H70V215H69ZM77 216H78V215H77ZM89 216L91 217V215H89ZM100 216H101V214L98 216V218H100ZM104 216H105V215H104ZM129 216H130V215H129ZM144 216H145V215H144ZM148 216H149V214H148ZM52 217H53V216H52ZM55 217H56V216H55ZM59 217H60V214H59ZM73 217H76V216H73ZM78 217H79V216H78ZM78 217H77V218H78ZM141 217H142V215H141ZM151 217H152V216H151ZM173 217H174V216H173ZM48 218H50V217L48 216ZM57 218H58V217H57ZM67 218H68V217H67ZM71 218H72V217H71ZM106 218H107V217H106ZM106 218H104V220H106ZM109 218H110V217H109ZM51 219H52V218H51ZM53 219H54V218H53ZM68 219H69V218H68ZM88 219H89V218H88ZM102 219H103V215H102ZM132 219H133V218H132ZM55 220H56V219H54V221H55ZM72 220H73V219H72ZM77 220H78V219H77ZM77 220H75V221L77 222ZM94 220H95V219H94ZM104 220H103V221H104ZM107 220H108V219H107ZM111 220H112V219H111ZM111 220H109V221H111ZM146 220H147V219H146ZM164 220H165V219H164ZM63 221H64V219H63ZM75 221H74V222H75ZM87 221H88V220H87ZM91 221H92V220H91ZM97 221H98V220H97ZM55 222H56V221H55ZM69 222H70V221H69ZM76 222H75V223H76ZM80 222H81V221H80ZM85 222H86V221H85ZM95 222H96V221H95ZM104 222H105V221H104ZM253 222H254V221H253ZM71 223H73V222H71ZM78 223H79V222H78ZM81 223H82V222H81ZM87 223H89V222H87ZM102 223H103V222H102ZM102 223H101V224H102ZM129 223L132 224V222H129ZM52 224H53V221H52ZM55 224H58V222H56ZM66 224H67V222H66ZM84 224H85V223H84ZM84 224H83V225H84ZM236 224H237V223H236ZM236 224H235V225H236ZM255 224H256V223H255ZM260 224H261V223H260ZM60 225H61V224H60ZM83 225H82V226H83ZM86 225H87V224H86ZM89 225H90V224H89ZM136 225H137V224H136ZM242 225H243V223H242ZM246 225H247V224H246ZM248 225H249V224H248ZM258 225H259V223H258ZM55 226H56V225H55ZM58 226H59V225H58ZM63 226H64V225H63ZM66 226H67V225H66ZM71 226H72V225L70 224V227H71ZM126 226H127V225H126ZM134 226H135V225H134ZM138 226H139V225H138ZM261 226H264V225H261ZM61 227H62V225H61ZM61 227H59V228H61ZM77 227H78V226H77ZM79 227H80V225H79ZM89 227H90V226H89ZM92 227H93V226H92ZM256 227H257V226H256ZM258 227H260V226H258ZM55 228H56V227H55ZM65 228H67V227H65ZM65 228H64V229H65ZM74 228H75V225H74ZM80 228H82V227H80ZM94 228H95V227H94ZM133 228H134V227H133ZM254 228H255V227H254ZM56 229H57V228H56ZM64 229H63V230H64ZM71 229H72L71 231H73V228H72V227H71ZM75 229L79 230V228H75ZM83 229H84V228H83ZM252 229H253V228H252ZM51 230H52V229H51ZM51 230H50V231H51ZM65 230H66V229H65ZM67 230H68V229H67ZM88 230H89V229H88ZM88 230H87V231H88ZM90 230H91V229H90ZM94 230H95V229H94ZM249 230H250V229H249ZM59 231H60V230H59ZM68 231H69V230H68ZM81 231H82V229H81ZM51 232H53V231H51ZM73 232H74V231H73ZM73 232H70V233L68 232V233H69V235H70V234L73 233ZM84 232H85V231H84ZM91 232H92V231H91ZM143 232H144V231H143ZM258 232H260V231L258 230ZM261 232H262V231H261ZM78 233H79V232H78ZM88 233H89V232H88ZM137 233H139V232H137ZM76 234H77V233H76ZM85 234H86V233H85ZM124 234H125V233H124ZM246 234H247V233H246ZM250 234H251V233H250ZM257 234H258V233H257ZM257 234H255V235L257 236ZM51 235H52V234H51ZM53 235H54V234H53ZM57 235H59V234L57 233ZM57 235H55V236H57ZM63 235H65V234H63ZM83 235H84V234H83ZM87 235H88V234H87ZM251 235H252V234H251ZM51 237H52V236H51ZM53 237H54V236H53ZM71 237H74V236H71ZM56 238H59V237H56ZM61 238H62V237H61ZM61 238H60V239H61ZM63 238H64V237H63ZM66 238H67V237H66ZM68 238H70V237H68ZM68 238H67V239H68ZM78 238H79V237H78ZM253 238H254V237H253ZM130 239H131V238H130ZM134 239H135V238H134ZM255 239H256V238H255ZM61 240H62V239H61ZM73 240H75V238H74ZM81 240H82V239H81ZM115 240H116V239H115ZM115 240H114V241H115ZM128 240H129V239H128ZM242 240H243V239H242ZM261 240H262V239H261ZM70 241H72V240L70 239ZM78 241H80V240H78ZM123 241H126V240L123 239ZM123 241H116V242H113V244H112V245H113V249L111 250V256L109 255L110 258L108 257V258H109L108 260L106 259V261H104L103 263H101V262H100V263H101V264H118V263H116V260H117V259H115V257H116L117 254L120 255L121 253H123V249H121V247H122L123 244H124ZM230 241H231V240H230ZM262 241H263V240H262ZM62 242H63V241H62ZM126 242H127V241H126ZM128 242H129V241H128ZM135 242H136V241H135ZM174 242H175V241H174ZM247 242H248V240H247ZM263 242H264V241H263ZM108 243H109V242H108ZM111 243H112V242H111ZM133 243H134V242H133ZM133 243H132V244H133ZM244 243H245V242H244ZM89 244H90V243L87 244L88 247H89ZM95 244H96V242H95ZM109 244H110V243H109ZM126 244H127V243H125V245H126ZM129 244H130V242H129ZM135 244H138V243L136 242ZM255 244H256V243H255ZM93 245H94V244H93ZM103 245H105V244H103ZM259 245H260V244H259ZM79 246H80V245H79ZM85 246H86V245H85ZM90 246H91V245H90ZM94 246H95V245H94ZM128 246H129V245H128ZM249 246H250V245H249ZM110 247H111V246H110ZM129 247H130V246H129ZM235 247H236V246H235ZM238 247H239V246H238ZM253 247H254V246H253ZM101 248H102V247H101ZM103 248H104V247H103ZM230 248H232V247H231V244H230ZM239 248H240V247H239ZM260 248H264V245H263V247H260ZM89 249H90V247H89ZM108 249H110V248H108ZM250 249H251V248H250ZM242 250H243V248H242ZM242 250H241V251H242ZM246 250H248V249H246ZM254 250H255L254 252H256V249H254ZM260 250H261V249H260ZM106 251H107V250H106ZM132 251H133V250H132ZM237 251H238V250H237ZM237 251H236V252H237ZM244 251H245V250H244ZM261 251H262V252H259L258 254H257L258 251L256 252L257 255L254 257V263H255V264H258V262H259L262 258H264V250H261ZM124 252H126V251H124ZM231 252H232V251H231ZM248 252H249V251H248ZM127 253H128V252H127ZM246 253H247V252H246ZM251 253H252V252H251ZM124 254H125V253H124ZM119 255H118V256H119ZM235 255H236V254H235ZM239 255H240V254H239ZM246 256H247V255H246ZM253 256H254V255H253ZM120 257H121V256H120ZM243 258H248V257H245V255H244ZM243 258H242V259H243ZM237 259H238V258H237ZM252 259H253V258H251V260H252ZM104 260H105V258H104ZM239 260H240V257H239ZM246 260H247V259H246ZM246 260H245V261H246ZM118 261H119V260H117V262H118ZM121 261H122V259H121ZM241 261H242V260H241ZM132 262H133V261H132ZM236 262H237V260H236ZM239 262H240V261H239ZM93 263H94V262H93ZM245 263H246V262H245ZM251 263H252V262H251ZM97 264H98V263H97Z\"/></svg>",
  "mask_w": 264,
  "mask_h": 264
},
{
  "label": "snow or ice",
  "instance_id": "snow-or-ice-1",
  "mask_svg": "<svg viewBox=\"0 0 264 264\" xmlns=\"http://www.w3.org/2000/svg\"><path fill=\"white\" fill-rule=\"evenodd\" d=\"M257 7L260 8L261 11H264V0H259V3L256 5ZM255 83V82H253ZM259 90L256 91V94L264 97V73L261 74V77L259 78ZM261 187L264 188V182H261ZM261 199H264V194H261L260 196ZM259 231L264 232V226L259 228ZM258 264H264V258H262Z\"/></svg>",
  "mask_w": 264,
  "mask_h": 264
}]
</instances>
